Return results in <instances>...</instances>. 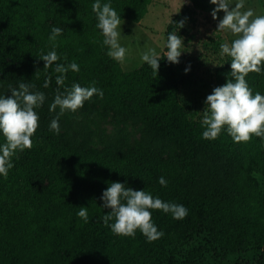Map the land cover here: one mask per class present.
Masks as SVG:
<instances>
[{
    "label": "trees",
    "instance_id": "obj_1",
    "mask_svg": "<svg viewBox=\"0 0 264 264\" xmlns=\"http://www.w3.org/2000/svg\"><path fill=\"white\" fill-rule=\"evenodd\" d=\"M151 1L112 0V6L122 20L139 22ZM207 1L184 5L167 25L165 41ZM92 3L0 0V94L10 96V87L25 82L46 95L36 109L32 147L18 150L7 177L0 176V264H203L206 254L213 264H264V190L257 179L264 178V138L236 142L226 130L202 137L204 101L232 78L231 57L209 69L213 82L201 83L204 95L185 100L186 77L178 76L177 63L164 57L157 73L146 62L126 71L107 54ZM53 26L63 29L55 41L49 40ZM53 45L61 59L44 68L39 56ZM73 60L80 70H69L58 86L54 65ZM246 79L253 93H264V73L249 72ZM74 82L95 83L103 96L65 111L57 134L49 124L59 107L49 111V105L58 87ZM113 181L182 203L188 214L174 219L152 210L164 233L155 240L139 229L134 236L115 234L102 221L109 209L99 199ZM80 206L88 208L86 223L77 215Z\"/></svg>",
    "mask_w": 264,
    "mask_h": 264
},
{
    "label": "clouds",
    "instance_id": "obj_2",
    "mask_svg": "<svg viewBox=\"0 0 264 264\" xmlns=\"http://www.w3.org/2000/svg\"><path fill=\"white\" fill-rule=\"evenodd\" d=\"M215 7L211 9L213 19H217L222 10L224 15L218 19L217 30L231 32L235 35L230 43L220 44V55L231 57V79L212 89L204 101L205 108L201 112L204 130L202 137L215 139L222 131H227L234 141H247L254 134L264 138V93H253L247 82L249 72L264 73V14H256L251 7L246 8V0H209ZM92 10L96 13V27L103 35V45L107 46V54L114 60L124 63L129 49L121 41L123 38L122 17L112 6V0H93ZM176 24L184 26V21ZM63 29L53 26L49 40L55 41ZM183 37L177 32H168L161 55L156 47L148 46L139 53V60L147 63L155 73L158 72L160 60L164 57L171 63H179L182 54ZM44 68L53 66L60 61L55 45L39 56ZM66 59V57H65ZM215 65V64H214ZM69 70L78 72L76 61L56 63L54 71L58 86L64 85ZM38 71V70H37ZM190 71V66L185 72ZM52 77L49 75L44 82L47 88ZM35 85L20 82L18 87H10L11 95L0 94V176L7 177L14 166L12 157L16 152L32 147V136L39 126L40 116L37 108L43 105L46 95L42 91H33ZM94 94L102 97L103 90L92 83L83 86L74 82L71 88L64 91L56 89V94L49 105V111L59 112L50 121L49 128L57 134L60 132L59 118L65 111H76L83 107L84 102ZM161 185H167L165 177H159ZM99 199L103 209H109L102 221L111 231L119 235L134 236L139 229L151 241L163 236V230L152 219V210L159 209L171 213L174 219H183L188 208L182 203L163 200L159 195L143 189H133L127 182L113 181L102 191ZM77 215L86 223L88 221L87 206H80Z\"/></svg>",
    "mask_w": 264,
    "mask_h": 264
},
{
    "label": "rangeland",
    "instance_id": "obj_3",
    "mask_svg": "<svg viewBox=\"0 0 264 264\" xmlns=\"http://www.w3.org/2000/svg\"><path fill=\"white\" fill-rule=\"evenodd\" d=\"M186 4H191V0H152L148 10L139 22L122 20V43L129 49L125 62L120 63L126 71L133 70L141 65L139 53L146 47H156L157 51L164 52L165 31L171 19ZM215 5L207 1L204 10H194V21L186 24L184 30L178 31L182 36L184 45L182 54L179 57L178 76L186 77L181 82V96L189 99L194 96L201 97L207 92L206 88H201V83H212L208 76L209 69H213L220 61V47L214 48V44L231 42L235 35L231 32L218 31V19L224 15L221 10L217 19H213L211 9ZM245 7H251L256 14H264V0H246ZM215 42H212V41ZM215 64V65H214ZM190 66V71L185 72V68ZM111 127V125H108ZM137 136V127L130 126ZM264 144V143H263ZM261 187L264 190V178L257 175ZM206 261L203 264H213L211 255H205Z\"/></svg>",
    "mask_w": 264,
    "mask_h": 264
}]
</instances>
